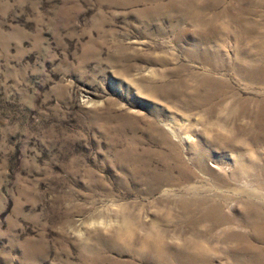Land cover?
<instances>
[{
    "label": "rangeland",
    "instance_id": "1",
    "mask_svg": "<svg viewBox=\"0 0 264 264\" xmlns=\"http://www.w3.org/2000/svg\"><path fill=\"white\" fill-rule=\"evenodd\" d=\"M264 0H0V264H254Z\"/></svg>",
    "mask_w": 264,
    "mask_h": 264
},
{
    "label": "bare ground",
    "instance_id": "2",
    "mask_svg": "<svg viewBox=\"0 0 264 264\" xmlns=\"http://www.w3.org/2000/svg\"><path fill=\"white\" fill-rule=\"evenodd\" d=\"M252 230L253 238L264 239V215L258 214V219H255L247 224ZM244 237L243 243L253 254L251 255L254 264H264V252H259L254 244Z\"/></svg>",
    "mask_w": 264,
    "mask_h": 264
}]
</instances>
